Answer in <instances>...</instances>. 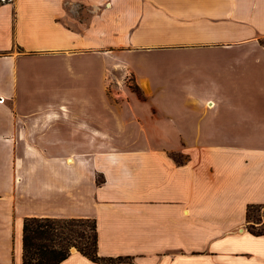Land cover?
Instances as JSON below:
<instances>
[{
    "label": "crops",
    "instance_id": "1",
    "mask_svg": "<svg viewBox=\"0 0 264 264\" xmlns=\"http://www.w3.org/2000/svg\"><path fill=\"white\" fill-rule=\"evenodd\" d=\"M262 39L264 0H0V264L26 216L95 218L116 264H264ZM104 50L143 99L110 98ZM72 113L78 138L46 137Z\"/></svg>",
    "mask_w": 264,
    "mask_h": 264
},
{
    "label": "trees",
    "instance_id": "2",
    "mask_svg": "<svg viewBox=\"0 0 264 264\" xmlns=\"http://www.w3.org/2000/svg\"><path fill=\"white\" fill-rule=\"evenodd\" d=\"M261 41L264 43V39ZM260 209H264V204L247 206V229L254 235L264 234V215L258 213ZM22 242L23 264H58L70 255L72 248L104 264L123 260L98 254L97 221L90 217L26 216Z\"/></svg>",
    "mask_w": 264,
    "mask_h": 264
},
{
    "label": "rangeland",
    "instance_id": "3",
    "mask_svg": "<svg viewBox=\"0 0 264 264\" xmlns=\"http://www.w3.org/2000/svg\"><path fill=\"white\" fill-rule=\"evenodd\" d=\"M144 31V30H143ZM148 31V29H147ZM151 31H148L147 33L150 34ZM151 37H156L153 34H150ZM109 52H106L105 50L103 51L102 58L104 60V88L108 91L110 98L114 102H119L121 98L123 99L127 94L126 92L128 90H132L133 92H136L137 95L143 99V93L141 91V88L138 86L136 83V80L134 78V75L132 72H128L126 70V67L123 66L121 63L122 59L117 57L116 55H110L108 54ZM166 54H160L158 53H152L151 56H147V58H151L152 60H155V64L159 66L160 64L164 63L165 60L167 61H173V58H169L170 56L167 55V58H160L164 57ZM157 58V59H154ZM107 60L110 61V63H107ZM114 61L113 63L111 61ZM106 61V62H105ZM88 69V67H87ZM126 74V76H124ZM139 87V89H138ZM116 92H120L121 94L119 95ZM102 111L104 112V120L106 119L108 122H111L110 119L112 118L113 113L109 112L108 109L106 108H101ZM76 114V115H75ZM78 113H72L68 114L65 120L62 118L60 121H55L53 124L45 130V132L48 134L46 137H49V139H72V138H78V118H77ZM114 122V121H112ZM114 129H116V125L114 123L111 124ZM125 130V128L123 129ZM117 131V129H116ZM141 133V131H140ZM260 215H264V209H260ZM248 226V224H247ZM260 228V227H257Z\"/></svg>",
    "mask_w": 264,
    "mask_h": 264
},
{
    "label": "built area",
    "instance_id": "4",
    "mask_svg": "<svg viewBox=\"0 0 264 264\" xmlns=\"http://www.w3.org/2000/svg\"><path fill=\"white\" fill-rule=\"evenodd\" d=\"M3 100H4V99L1 98V99H0V102H3Z\"/></svg>",
    "mask_w": 264,
    "mask_h": 264
},
{
    "label": "water",
    "instance_id": "5",
    "mask_svg": "<svg viewBox=\"0 0 264 264\" xmlns=\"http://www.w3.org/2000/svg\"><path fill=\"white\" fill-rule=\"evenodd\" d=\"M71 250H74V248H72Z\"/></svg>",
    "mask_w": 264,
    "mask_h": 264
},
{
    "label": "bare ground",
    "instance_id": "6",
    "mask_svg": "<svg viewBox=\"0 0 264 264\" xmlns=\"http://www.w3.org/2000/svg\"><path fill=\"white\" fill-rule=\"evenodd\" d=\"M212 104V103H211Z\"/></svg>",
    "mask_w": 264,
    "mask_h": 264
}]
</instances>
